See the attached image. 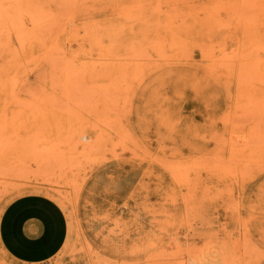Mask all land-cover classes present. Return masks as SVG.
Returning <instances> with one entry per match:
<instances>
[{"label": "rangeland", "instance_id": "374dc122", "mask_svg": "<svg viewBox=\"0 0 264 264\" xmlns=\"http://www.w3.org/2000/svg\"><path fill=\"white\" fill-rule=\"evenodd\" d=\"M0 61V216L58 202L48 264H264V0H0Z\"/></svg>", "mask_w": 264, "mask_h": 264}, {"label": "crops", "instance_id": "0c3cea01", "mask_svg": "<svg viewBox=\"0 0 264 264\" xmlns=\"http://www.w3.org/2000/svg\"><path fill=\"white\" fill-rule=\"evenodd\" d=\"M67 218L58 202L32 193L9 202L0 216V243L21 264H48L67 238Z\"/></svg>", "mask_w": 264, "mask_h": 264}, {"label": "bare ground", "instance_id": "6f19581e", "mask_svg": "<svg viewBox=\"0 0 264 264\" xmlns=\"http://www.w3.org/2000/svg\"><path fill=\"white\" fill-rule=\"evenodd\" d=\"M70 1H71V0H70ZM52 2H53V1H52ZM240 3H241V2H240ZM55 5H56V4H55ZM240 6H241V5H240ZM249 6H250V5H249ZM243 8H245V7H243ZM246 9H247V8H246ZM243 10H244V9H243ZM252 10H253V9H252ZM240 11H241V10H240ZM246 11H247V10H246ZM55 14H56V12H55ZM238 14H239V11H238ZM67 17H68V16H67ZM242 17H243V16H242ZM236 19H237V18H236ZM244 21H245V20H244ZM236 22H237V21H236ZM42 23H43V22H42ZM40 24H41V23H40ZM41 25H42V24H41ZM44 25H45V24H44ZM102 26H103V25H102ZM30 27H31V26H30ZM30 27H29V28H30ZM31 29H33V28H31ZM28 30H29V29H28ZM71 30H72V29H71ZM69 31H70V30H69ZM25 32H26V31H25ZM31 32H32V31H31ZM42 33H43V32H42ZM42 33H41V34H42ZM45 33H47V32L45 31ZM58 33H60V32H58ZM60 34H61V33H60ZM71 35H72V34H71ZM20 36H21V34H20ZM16 40H17V39H16ZM43 42H44V41H43ZM54 42H55V41H54ZM20 43H21V42H20ZM22 43H23V42H22ZM37 43H38V42H37ZM55 43H56V42H55ZM45 45H46V44H45ZM43 46H44V45H43ZM46 46H47V45H46ZM19 47H20V46H19ZM29 48H30V47H29ZM22 51H23V50H22ZM143 53H144V52H143ZM23 54H24V53H23ZM51 54H52V53H51ZM59 54H60V53H59ZM141 54H142V53H141ZM35 55H36V54H35ZM35 55H34V56H35ZM139 55H140V54H139ZM14 57H15V56H14ZM0 62H1V61H0ZM5 64H6V63H5ZM17 65H18V64H17ZM51 65H52V64H51ZM54 66H55V65H54ZM9 67H10V66H9ZM32 67H33V66H32ZM28 68H29V67H28ZM35 69H36V67H35ZM28 70H29V69H28ZM9 72H10V71H9ZM65 73H67V72H65ZM65 73H64V74H65ZM68 74H69V73H68ZM68 74H66V75L68 76ZM69 75H70V74H69ZM71 75H72V74H71ZM106 75H107V74H106ZM115 75H116V74H115ZM58 77H59V76H58ZM114 77H115V76H114ZM94 78H96V76H94ZM112 79H113L112 81L114 82V78H112ZM22 81H23V80H22ZM113 82H112V84H113ZM88 84H89V83H88ZM84 86H85V85H84ZM86 86H87V84H86ZM91 86H92V85H91ZM86 88H87V87H86ZM98 88H100V87H98ZM31 89H32V88H31ZM31 89H30V90L28 89V90L31 91ZM87 89H88V88H87ZM78 97H79V96H78ZM34 98H35V97H34ZM35 99H36V98H35ZM34 101H35V100H34ZM4 184H5V183H4ZM8 187H9V185H8ZM58 193H59V192H58ZM63 198H64V197H63ZM63 198H62V199H63ZM61 205H63V204H61ZM242 243H243V242H242Z\"/></svg>", "mask_w": 264, "mask_h": 264}]
</instances>
